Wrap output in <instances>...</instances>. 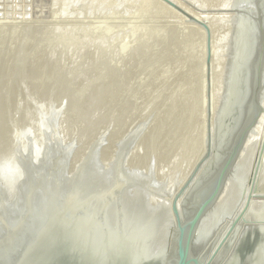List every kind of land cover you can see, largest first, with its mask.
Masks as SVG:
<instances>
[{"label":"rangeland","instance_id":"374dc122","mask_svg":"<svg viewBox=\"0 0 264 264\" xmlns=\"http://www.w3.org/2000/svg\"><path fill=\"white\" fill-rule=\"evenodd\" d=\"M263 24L264 0H0V31L15 34L14 43H10L16 50L12 53L7 48L11 55L6 54L12 57L7 59L5 54L4 61L9 62H4V76L0 75L2 82L11 83L7 88L1 82L0 88H6L0 89L4 94L0 109H14L13 114L9 111L13 118L8 113V122L0 120L7 128L6 135L0 137V148L6 145L8 150L0 158L14 155L24 169V179L13 191L0 182V264H21L54 238L64 222L85 224L95 217V224L105 229L110 245L114 240L124 244L122 249L136 245L134 257L141 259L145 254L139 256L138 247L146 254L171 252L174 223L169 220L173 216L169 212L174 198L200 164V176L205 174L217 154L218 127L228 105L232 71L235 68L238 75L233 88H241L240 65L249 52H244L243 46L250 42L253 30L260 31ZM22 33L27 41L23 50L19 48L20 42L25 43ZM40 34L47 38L40 39ZM43 45L59 53L64 50V56L55 51L60 63L55 66L56 58L53 63L57 69H53L54 76L65 75L64 84L72 81L75 85L86 78L87 88L80 82L82 87L75 85L76 94L72 90L74 101L68 90V98L62 96L63 90L57 91L58 98L55 91L47 88L50 94L42 86H34L38 80L33 79L36 72L34 66L31 71V61L34 57L41 61L36 55L43 57L37 54ZM143 46L150 49L146 61L140 50ZM18 49L23 52L19 54ZM90 52L99 53H95L97 57L93 53L98 64H93L97 63L94 58L88 60ZM100 54L106 57L101 60ZM10 61L12 65L20 61V67L12 70ZM4 68L12 71L11 75L15 73L13 80L6 72L11 79L7 81ZM83 74L89 76L83 78ZM61 77L54 78L57 86L63 84ZM104 82L105 86L117 82L119 89L114 86L117 91H107ZM36 88L38 94L42 90L45 97L52 96L47 99L49 103L41 92L45 100L38 97ZM11 89L16 91L13 98ZM53 93L57 101L54 98L51 102ZM93 93L108 98L102 100L101 110L95 105L91 113L86 104ZM3 100L18 104L10 107L8 102L6 108ZM257 124L238 170L233 171L235 176L231 173L237 188L231 202L237 201L231 203L232 211L227 209L216 220L218 223L214 222L209 244L223 230L227 233L247 203L250 208L242 221L250 222L254 218L249 216L250 210L263 206L264 113ZM253 185L256 190L251 196Z\"/></svg>","mask_w":264,"mask_h":264},{"label":"water","instance_id":"95a60500","mask_svg":"<svg viewBox=\"0 0 264 264\" xmlns=\"http://www.w3.org/2000/svg\"><path fill=\"white\" fill-rule=\"evenodd\" d=\"M256 30H253V38L248 45L243 46L244 52H249L244 63L242 89L233 88L235 76L238 75L235 68L232 71L234 80L228 93V105L218 127L217 154L205 174L200 176L203 164L196 168L172 203L174 229L171 252L164 251L162 259L151 252L140 260L134 259L135 263H127L122 243L114 240V244L110 245V240L104 234L105 229L95 224V217L90 220L91 223L86 220L85 224L64 222L54 238L45 241L21 264H213L219 255L222 259L218 264H226L231 251L239 252L241 264H248L257 244L256 236L261 238L264 233V228L259 226L262 222L264 224V220L255 221L257 226L247 229L246 234L241 235L233 246H228L227 242L249 209V203L231 223L216 247L200 246L199 229L207 213L218 202L228 178L236 169L251 131L264 113V24L260 31ZM254 187L251 196L256 190ZM110 227L114 228L111 224ZM248 250H251L250 255Z\"/></svg>","mask_w":264,"mask_h":264},{"label":"bare ground","instance_id":"6f19581e","mask_svg":"<svg viewBox=\"0 0 264 264\" xmlns=\"http://www.w3.org/2000/svg\"><path fill=\"white\" fill-rule=\"evenodd\" d=\"M9 2H10V0H9ZM12 3V2H11ZM3 4V3H2ZM241 15H242V13H241ZM240 15V16H241ZM237 17H238V14H237ZM16 24V23H15ZM14 24V25H15ZM18 24V23H17ZM5 25V24H4ZM20 25V24H19ZM8 26V25H7ZM251 26H253V25H251ZM251 26H249L251 29H252V27ZM9 27V26H8ZM21 27V26H20ZM48 27L50 28V30H51V27L48 25ZM248 27V28H249ZM2 28V27H1ZM4 28V27H3ZM2 28V29H3ZM16 28H17V26H16ZM16 28H14V29H16ZM25 28V27H24ZM49 28H47L46 27V29H47V31H48V29ZM69 28V27H68ZM249 28V29H250ZM46 29H44V30H46ZM63 29V28H62ZM69 29H71V28H69ZM74 29V28H73ZM80 29H82V28H80ZM11 30V28H9V31ZM25 30V29H24ZM23 30V28H22V31H24ZM27 30H28V28H27ZM26 30V31H27ZM64 30V29H63ZM5 31H8V30H6L5 29ZM17 32H20V30L18 31V29L16 30ZM64 31H67V29H65ZM75 31V30H74ZM247 31H248V29H247ZM249 31H251V30H249ZM2 31H0V33H1ZM4 32V31H3ZM13 32H15L14 30H13ZM12 32V33H13ZM76 32H78V31H76ZM11 33V31L9 32V34H5V32L4 33H1L0 34V75H3L2 74V68H3V66H4V62H6V61H8L9 62V60H6V61H4L6 58L4 57L5 56V54L7 53V48L13 53V52H15L16 53V50L14 51V48L15 47H13V36L15 35H13V36H10V35H12V34H10ZM21 33V32H20ZM27 33V35H29L28 33L29 32H26ZM48 33H50V32H48ZM89 33H91V32H89ZM253 33V32H252ZM17 34V33H16ZM23 34V40L21 39V41H23V42H25L24 41V37H26V36H24V34L25 33H22ZM35 34V33H34ZM47 34V33H46ZM244 34H247V33H245L244 32ZM249 35H251L250 33H248ZM18 35V34H17ZM26 35V34H25ZM42 34H40V36H41ZM44 35V34H43ZM48 35V34H47ZM74 35V34H73ZM80 35V34H79ZM104 35V34H103ZM103 35H100L101 37L103 36ZM106 35V34H105ZM249 35H247L248 36V38H249ZM253 35V34H252ZM251 35V38H253V36ZM20 36H21V34H20ZM36 36V35H35ZM45 36V35H44ZM43 36V37H44ZM76 36V35H75ZM15 37H17V36H15ZM43 37L41 36L40 37V39L42 38L43 39ZM46 37V36H45ZM77 37V36H76ZM81 37V36H80ZM84 37V36H83ZM244 37V36H243ZM12 38V39H11ZM17 38H19V36L17 37ZM21 38V37H20ZM47 38V37H46ZM49 38V37H48ZM55 38V37H54ZM62 38V37H61ZM96 38V37H95ZM100 38V37H99ZM105 38V37H104ZM247 38V39H248ZM16 39V38H15ZM39 39V40H40ZM50 39V38H49ZM66 39V38H65ZM74 39V38H73ZM101 39V38H100ZM99 39V40H100ZM10 40L12 41V44L10 43ZM25 40H27V38H25ZM44 40V39H43ZM43 40H41V41H43ZM244 40H245V38H244ZM249 41H250V39H248ZM4 41H5V47H3L4 46ZM45 41H46V39H45ZM48 41V40H47ZM51 41H52V39H51ZM66 41V40H65ZM64 41V42H65ZM68 41V40H67ZM74 41V40H73ZM246 41V40H245ZM249 41H247V42H249ZM27 42V41H26ZM26 42L23 44L22 42H20L21 44H23V47H22V45L20 44L19 46H21V47H19V48H21V50H23V48L25 49V44H26ZM39 42V41H38ZM49 42H50V40H49ZM53 42V41H52ZM57 43H61V42H58V40L56 41ZM70 42V41H69ZM78 42V41H77ZM76 41H75V43H77ZM18 43H16V45L18 44ZM55 43V42H54ZM66 43V42H65ZM3 44V45H2ZM49 44V43H48ZM71 44V43H70ZM78 44V43H77ZM12 45V46H11ZM16 45H14V46H16ZM47 45V44H46ZM45 45V46H46ZM63 45V44H62ZM61 45V46H62ZM68 45V44H67ZM7 46V47H6ZM18 46V45H17ZM16 46V47H17ZM42 46V45H41ZM58 46V45H57ZM66 46V45H65ZM74 46V45H73ZM123 46V44L121 43V47ZM125 46V45H124ZM170 46V45H169ZM3 47V48H2ZM38 47V46H37ZM47 47H50V46H47ZM46 47V48H47ZM60 47V46H59ZM64 47V46H63ZM62 47V48H63ZM67 47H69V46H67ZM80 47H81V45H80ZM144 48H142L141 47V49L140 50H142L141 52H142V57L143 56H145V55H148V50H150L149 48H147L148 50H146L145 49V46H143ZM147 47H148V45H147ZM5 48V49H4ZM18 48V47H17ZM40 48V47H39ZM39 48H37V49H39ZM46 51H44L43 49ZM41 49H42V51L41 50H37L38 52H37V54H39V53H41V55L43 56V57H41V56H38V55H36L37 57H39V58H41V61H35L34 60V58H32V63H33V65L31 66L32 68H31V71L33 72V66L35 67L34 68V71L36 72L34 75V80L35 81H37V85H35L34 84V86L36 87V86H38V88H40L39 86H42V88L48 93L49 92V90L48 89H50V91L51 92H54L55 94H58V92L60 91V90H63L64 91V93H63V91H60V92H62V96H64L65 95V92H68V91H70L69 92V94L68 93H66V94H68V95H70L69 97H72L71 98V100L72 101H74V99H76V96H75V94H76V91L75 90H77L76 88L77 87H79L80 86V82H81V80L79 81V82H77L76 84L78 85H74L73 83H71L70 81V84H68V83H66L67 81H65V84L63 83V79H65V73H63L62 75H64V76H62L63 77V79H62V77H61V73H58V72H56V76H54V74H55V70H53L54 69V67L57 65H59V64H57L60 60V58L59 59H57V57L56 56H59V54H60V56L62 55V53L64 54V50L63 51H61L60 53H59V51L57 50L56 51V49L54 50L53 49V47L51 48V49H45V47H44V45H43V47H42ZM61 48V49H62ZM123 48V47H122ZM53 49V50H52ZM61 49H59V50H61ZM65 49V48H64ZM19 51V49L17 50V51H19V54L21 53V52H23V51ZM75 50V49H74ZM91 50V49H90ZM161 50V49H160ZM165 50V49H164ZM9 51V52H10ZM55 51L56 52H58L59 54L58 55H56L55 56ZM68 51V50H67ZM106 51V50H105ZM166 51V50H165ZM8 52V53H9ZM10 52V53H11ZM30 52V51H29ZM100 53H101V51H99ZM108 52V51H107ZM140 52V53H141ZM4 53V54H3ZM7 53V54H8ZM9 53V54H10ZM42 53H44V54H42ZM55 53V54H54ZM90 53H92V52H90ZM94 53V52H93ZM91 54L92 56H90L89 54H88V58H87V56H86V58L88 59V60H91V58H94L93 59V61H98V60H96V59H98V58H96L95 59V57L93 56L95 53H97V54H99L98 52H95L94 54ZM6 54V57H7V59L9 58V59H11V57L12 56H10V57H8V55ZM18 54V53H17ZM18 54V55H19ZM35 54V53H34ZM67 54V53H66ZM97 54H95L96 55V57H97ZM150 54V53H149ZM1 55L3 56V57H1ZM33 55V54H32ZM65 55V54H64ZM64 55H62V56H64ZM103 55H105V54H100V55H98L99 56V58L101 57V58H103ZM246 55H248V53L246 54ZM20 56V55H19ZM113 56V55H112ZM16 57V56H15ZM106 57V55L104 56V58ZM146 57L147 56H145V58H144V61H146L145 59H146ZM5 58V59H4ZM14 58V57H13ZM12 58V59H13ZM17 58V57H16ZM18 58H21V57H18ZM54 58H56L57 59V61H55L56 59H54ZM76 58V57H75ZM84 58H85V55H84ZM85 58V59H86ZM100 58V59H101ZM111 58V57H110ZM115 58V57H114ZM148 58V57H147ZM243 58H244V56H243ZM242 58V59H243ZM247 58V57H246ZM245 58V59H246ZM113 59V58H112ZM112 59H110V60H112ZM118 59V58H117ZM18 60H21V59H18ZM59 60V61H58ZM63 60H65V59H63ZM62 60V61H63ZM83 60V59H82ZM102 60V59H101ZM116 60V58L114 59V61ZM143 60V59H142ZM241 60V59H240ZM244 60V59H243ZM17 61V60H16ZM54 61H55V66H54ZM107 61V60H106ZM144 61H142L143 63H144ZM149 61V60H148ZM242 61V60H241ZM8 62L6 63V64H8ZM12 62L13 61H10V63H11V66H13V68H11L10 66V68L12 69V70H14V68L17 66V67H20V64H19V62L20 61H18V65L16 64V63H14L13 65H12ZM15 62V61H14ZM67 62V61H66ZM77 62H78V60H77ZM89 62V61H88ZM243 62V63H242ZM241 62V69H240V83H241V89L243 88V85H244V63H245V60L244 61H242ZM22 63V62H21ZM60 63V62H59ZM63 63L64 62H62L61 64L63 65ZM92 62H89V64H91ZM110 63V62H109ZM16 64V65H15ZM23 65H24V63H22ZM66 66H67V64L66 63H64ZM71 64V63H70ZM73 64H74V62H73ZM73 64H72V66H73ZM93 64H98V62L97 63H93ZM113 64V63H112ZM114 64H116V63H114ZM243 64V65H242ZM3 65V66H2ZM8 65H10V64H8ZM30 65H31V63H30ZM65 65L63 66V67H65ZM69 65V64H68ZM117 65V64H116ZM119 65V64H118ZM153 65V64H152ZM72 66H70L71 68H73ZM7 67V66H6ZM16 67V68H17ZM24 67V66H23ZM69 67V68H70ZM96 67V66H95ZM105 67H106V65H105ZM114 67V66H113ZM15 68V69H16ZM90 68H93V66L91 65V67ZM117 67H115V69H116ZM121 68V67H120ZM240 68V67H239ZM10 69V70H11ZM18 69H20V68H18ZM55 69H56V67H55ZM61 68H58V70H60ZM64 69V68H63ZM68 69V68H67ZM74 69V68H73ZM76 69V68H75ZM95 69V68H94ZM97 69V68H96ZM114 69V70H115ZM145 69V68H144ZM150 69V68H149ZM7 69H5L4 68V72H5V74H6V72L8 73V72H10V74L9 75H11V73H12V71H6ZM65 70V69H64ZM120 70V69H119ZM16 71V70H15ZM19 71V70H18ZM17 71V72H18ZM24 71V70H23ZM52 71H54V73L52 72ZM56 71H57V69H56ZM61 71H63L62 69H61ZM66 71V70H65ZM65 71H63V72H65ZM76 71V70H75ZM97 71V70H96ZM116 71V70H115ZM118 71V70H117ZM3 72V73H4ZM31 72V73H32ZM71 72H72V70H71ZM14 73V72H13ZM20 72H18V74H19ZM101 73V72H100ZM15 74V73H14ZM14 74H12V75H14ZM21 74V73H20ZM33 74V73H32ZM31 74V76L33 77V75ZM53 74V75H52ZM67 74V73H66ZM75 74V73H74ZM152 74V73H151ZM12 75L10 76L11 77V79L13 80V77H12ZM47 75V76H46ZM53 76V80H52V76ZM70 75V74H69ZM85 74H83L82 75V77L84 76ZM87 75V74H86ZM85 75V76H86ZM96 75V74H95ZM114 75V77H116V76H118L117 74H113ZM116 75V76H115ZM4 76V75H3ZM2 76V78H4ZM6 76V78H7V76H8V74H6L5 75ZM18 76V75H17ZM21 76H22V74H21ZM46 76V77H45ZM48 76H51V78H48ZM73 76H75V75H73ZM87 76H89V75H87ZM1 77V76H0ZM9 77V76H8ZM10 77L8 78V80L7 81H11V79H10ZM57 77H61V79H62V81H61V83H63L61 86H63L62 88H61V86H60V84H59V86H57V84L55 83V81H56V79H54V78H57ZM68 77V76H67ZM92 77V76H91ZM97 77V76H96ZM120 77V76H119ZM84 78V77H83ZM100 78V77H99ZM98 78V79H99ZM1 79V78H0ZM86 78H84L83 80H82V82L81 83H83V87L82 86H80V87H82V88H87V87H84L85 85V83H87L86 82V80H85ZM90 79V81H93V80H91V78H89ZM6 80V79H5ZM55 80V81H54ZM72 80V79H71ZM84 80H85V83H84ZM52 81H54V83H52ZM58 81V80H57ZM89 81V80H88ZM90 81H89V84H90ZM96 81V80H95ZM97 81H100V79L99 80H97ZM102 81V80H101ZM112 81H114V80H112ZM116 81V80H115ZM2 82V79L0 80V85L3 83V82H5L4 81V79H3V82ZM74 82V81H73ZM117 82H120V81H117ZM117 82H116V84L114 83H112V85L113 86H111V84L109 83V82H107V85L105 86V84H106V82H104L103 84H104V88H106V89H108L107 91H109V90H112V89H115L116 90V88L117 89H119V87H116V85H117ZM10 83V82H9ZM9 83L7 84V82H5V85H6V87L7 88H9ZM58 83V82H57ZM59 83H60V81H59ZM75 83V82H74ZM92 84H93V82H91ZM109 83V84H108ZM11 84V83H10ZM39 84V85H38ZM88 84V83H87ZM103 84L101 83L100 85H102L101 87H103ZM4 85V84H3ZM2 85V87H4ZM124 85V84H123ZM53 86H54V88H55V86L56 87H59V89L57 90V88H55V90H53L54 88H53ZM89 86V85H88ZM114 86L116 87V88H114ZM125 86V85H124ZM5 87V88H6ZM46 87V88H45ZM65 87H67V88H65ZM5 88L3 89H1L2 91L4 90L5 91ZM15 88H16V86H15ZM48 88V89H47ZM61 88V89H60ZM120 88H121V86H120ZM14 89V88H13ZM37 89V88H36ZM123 89H124V87H123ZM10 89H8V91H9ZM12 90V89H11ZM15 90V89H14ZM17 91H19L18 89H16ZM53 90V91H52ZM65 90H68V91H65ZM72 90H74L75 91V94L73 93V91ZM79 90H81L80 88L78 89V92H79ZM83 90V89H82ZM122 90V89H121ZM8 91H6V93L7 94H10V96L12 97V96H14V95H12V94H15L16 93V91H13V92H11L10 91V93L8 92ZM38 91V89L35 91V92H37ZM44 91V92H45ZM58 91V92H57ZM85 91V90H84ZM87 91V90H86ZM117 91V90H116ZM40 92H41V94L45 97V93L43 92L42 93V90L41 91H39V94H40ZM83 92V91H82ZM50 93V92H49ZM53 93V94H54ZM6 94V95H7ZM38 94V92H37V95H39ZM40 94V95H41ZM51 94V93H50ZM55 94L53 95V98H52V100H51V102L52 101H55V99H56V96H55ZM4 96V94H3V92L0 94V99L1 98H3V97H1V96ZM5 95V96H6ZM17 95V94H16ZM15 95V97H16V99H17V97L19 98V96L17 95L16 96ZM38 96V97H41V96ZM59 95H60V93L58 94V98H59ZM82 95V94H81ZM41 97V98H43L44 100H45V98H46V100L48 99V97H49V100H50V98L52 97L51 95L50 96H46L45 98L44 97ZM55 96V97H54ZM67 98H68V96L67 95H65ZM90 96H91V100L89 99V101L87 102V103H89V105H87L86 104V107L88 108L87 110L89 111V112H93L95 109H96V107H95V105H97V106H99V108H100V110L102 109L101 107H102V104H101V102H102V100H104L105 102L107 101V98H108V95H104V94H97V93H93L92 95L90 94ZM15 97H14V99L13 100H16L15 99ZM37 97V96H36ZM61 97V96H60ZM66 97H61V99H63L64 100V98H66ZM9 98V96L7 97V99ZM13 98V97H12ZM55 98V99H54ZM263 98H264V96H263ZM4 99H6L5 97H4ZM54 99V100H53ZM70 99V98H69ZM68 99V100H69ZM12 100V101H13ZM19 100V99H18ZM43 100V101H44ZM59 100V99H58ZM70 100V101H71ZM88 100V99H87ZM5 103H6V108L8 107V105H7V103L9 102H7V101H5V100H3ZM56 101H57V99H56ZM60 101V100H59ZM62 101V100H61ZM60 101V102H61ZM71 101V102H72ZM77 101V100H76ZM100 101V102H99ZM16 102V101H15ZM14 102V105H12L10 102V104L12 105V106H10V104H9V106L10 107H13V106H15V104L17 103H15ZM44 102H46V101H44ZM50 102V101H49ZM48 102V100H47V102L46 103H49ZM98 102H99V104H98ZM264 102V101H263ZM59 103V102H58ZM2 104H3V102H2ZM18 104V103H17ZM54 104H55V102H54ZM61 104V103H60ZM5 105V104H4ZM84 105V104H83ZM100 105H101V107H100ZM55 106V105H54ZM2 107V106H1ZM5 107V106H4ZM79 107V106H78ZM6 108H3V109H6ZM17 108V107H16ZM82 108V107H81ZM98 108V107H97ZM98 108V109H99ZM122 108V107H121ZM9 108H7V110H3L2 111V109H0L1 110V112H0V120L1 121H3V124H5L6 122H8L7 120H8V117H10L11 115H10V113H12L13 114V112H14V109H13V112H11L10 110H11V108L8 110ZM103 109H105V108H103ZM120 110V109H119ZM9 111H10V113H9ZM83 111V110H82ZM98 111V110H97ZM97 111H95L96 113H97ZM84 112V111H83ZM102 112V111H101ZM101 112H99V113H101ZM8 113H9V115H8ZM79 113V112H78ZM82 113V112H81ZM94 113V112H93ZM103 113V112H102ZM87 115V114H86ZM95 116V115H94ZM86 117V116H85ZM103 117V116H102ZM10 118H13L12 116L10 117ZM16 118V117H15ZM90 120V119H89ZM101 120V119H100ZM25 121V120H24ZM29 121V120H28ZM85 121H86V119H85ZM10 122H11V120H10ZM0 123H2V122H0ZM3 124H0V137H2V136H5L6 135V132H5V128L6 127H4L3 126ZM11 124V123H10ZM28 125V124H27ZM258 125V124H257ZM258 128V126H256V128H254V130H252V133H250V136H249V138H248V140H247V142H246V145H245V148L243 149V151H242V153H241V155H240V157H239V160H238V163H237V166H236V168L238 167V166H240L239 164H241V162H242V158H243V156H244V153H245V151H246V149L248 148V146H249V143H250V140H251V138H252V136H253V133L255 132V130ZM6 130H7V128H6ZM10 130V129H9ZM7 137H9V135H7ZM6 139V138H5ZM1 140V139H0ZM1 143H2V141H1ZM4 143V142H3ZM1 145V144H0ZM5 145V144H4ZM6 146V145H5ZM5 146H3L2 148H0V154H5V153H7V148L5 147ZM1 147V146H0ZM1 157V156H0ZM238 170V168L236 169V171ZM235 171V170H234ZM232 174H234V173H232ZM234 176H235V174H234ZM233 175H231L229 178H228V181H227V183H226V185H225V188H224V190H223V192H222V194H221V196H220V198H219V200H218V202L216 203V205L209 211V213H207V215L205 216V218H204V220H203V222H202V225L200 226V229H199V237H200V246L201 245H203V246H206V247H209V246H211L210 248H214V247H216L218 244H219V242L221 241V239L225 236V234H226V230L224 231L223 230V232L219 235V237L217 236V238L218 239H216V240H214V242L212 243V244H209L208 243V238H209V235H210V232H212L211 231V229H212V226H213V224H214V222H216V220L219 218V217H221L223 214H224V212H226L227 211V209H228V211H230V209L229 208H232L233 207V205H234V203H236V201L234 202L233 201V203L231 202L233 199V197H234V192H236L237 191V188L235 187V183L236 182H234V180H235V178L236 177H234ZM234 187H235V189H234ZM236 190V191H235ZM234 191V192H233ZM262 192H260L259 194H261ZM263 194V193H262ZM261 194V195H262ZM260 195V196H261ZM237 196V195H236ZM235 196V198L237 199V197ZM259 196V197H260ZM257 197V196H256ZM263 197V196H262ZM235 198H234V200H235ZM253 199V198H252ZM251 199V200H252ZM255 199H257V198H255ZM263 199V198H262ZM261 200V199H260ZM259 200V198H258V201H260ZM243 201H245V200H243ZM253 202H255V201H253ZM262 202V201H261ZM233 205H232V204ZM256 203H258L257 202V200H256ZM244 204V203H243ZM259 204H261V203H259ZM258 204V205H259ZM231 205H232V207H231ZM253 205V204H252ZM262 205V204H261ZM242 208V207H241ZM240 208V210H242ZM249 208H250V206H249ZM253 207L251 206V209H252ZM259 208V209H258ZM258 208H254L253 210H250V211H252V212H249L250 213V215L249 214H247V215H249L250 217L251 216H254V218L253 219H251V221L249 222V221H240L237 225H236V227H235V229L233 230V232L231 233V236L229 237V239H228V244L231 242V245L233 246V244H234V242H236L237 241V239L238 238H240V236L242 235H244V234H246L245 232L247 231V229H250V228H254L255 226H257V225H255V224H257L255 221H260V220H264V203H263V206L261 207H258ZM171 210V209H170ZM170 210H168V211H170ZM233 210V208L231 209V211ZM237 210H239V209H237ZM249 210V209H248ZM247 210V211H248ZM227 211V212H228ZM237 212V211H236ZM168 213V212H167ZM169 213H171V212H169ZM229 213H231V212H229ZM248 213V212H247ZM227 214V213H226ZM233 214V213H232ZM237 214V213H236ZM168 215V214H167ZM172 215V214H171ZM170 215V216H171ZM234 215V214H233ZM232 215V216H233ZM238 215V214H237ZM169 216V215H168ZM170 216H169V218H170ZM224 216V215H223ZM234 216H236V215H234ZM249 216H248V219H250L249 218ZM227 217H229V215H227ZM246 217V215H244L243 216V218L242 219H244ZM49 218V217H48ZM172 219H169V220H172V223H174L173 221H174V219H173V216L171 217ZM223 218V217H222ZM229 218H231V216L229 217ZM230 220V219H229ZM231 220H232V218H231ZM235 220V219H234ZM245 220V219H244ZM228 222H231V221H228ZM227 222V223H228ZM216 223H218V222H216ZM255 223V224H254ZM230 224V223H229ZM173 225V224H172ZM216 225V224H215ZM214 225V226H215ZM228 225V224H227ZM231 225V224H230ZM213 226V227H214ZM260 227H261V229H263L264 228V224H263V222L259 225ZM227 228H228V226H227ZM226 228V229H227ZM40 229H41V227H40ZM225 229V228H224ZM229 230V229H228ZM253 235V234H252ZM234 239V240H233ZM233 241V242H232ZM256 247L254 248V251H253V253H252V259H251V261L248 263V264H264V233H262V235H261V238L260 237H258V236H256ZM128 244V243H127ZM112 245H113V243H112ZM124 245V244H123ZM122 245V246H123ZM132 244H130L129 245V247H128V245H126V246H124V247H128L127 249L125 248V249H123V251H124V257H125V259H126V262L127 263H129V262H131V261H133L134 260V258H137V259H139L140 260V257H134V256H136L135 255V253H137V252H135L134 253V248L136 247V245H135V247H130ZM134 245V244H133ZM120 246V245H119ZM123 248V247H122ZM137 248V247H136ZM136 248H135V251H136ZM170 248H172V247H170ZM138 254L139 253H145L144 254V256H146V255H149V254H146V252H144V251H142V250H140V248L138 247ZM144 250V249H143ZM141 251V252H140ZM232 252V251H231ZM229 253V258L227 259V262H226V264H241V260L242 259H240L241 257H240V254H239V252H235V251H233L232 253ZM248 252V254L250 255L251 253V250H248L247 251ZM134 253V254H133ZM137 254V255H138ZM142 255V254H141ZM140 254H139V256H141ZM144 256H141L142 258H144ZM157 256L158 257H160L161 259H162V257H164V254H157ZM141 258V259H142ZM221 259H222V256H220L219 255V257H217L216 259H215V261L213 262V264H218V263H220V261H221ZM135 261H137V260H135ZM135 261H133L134 263H135Z\"/></svg>","mask_w":264,"mask_h":264},{"label":"clouds","instance_id":"9594fccd","mask_svg":"<svg viewBox=\"0 0 264 264\" xmlns=\"http://www.w3.org/2000/svg\"><path fill=\"white\" fill-rule=\"evenodd\" d=\"M24 179V169L14 155L0 158V182L11 192Z\"/></svg>","mask_w":264,"mask_h":264}]
</instances>
